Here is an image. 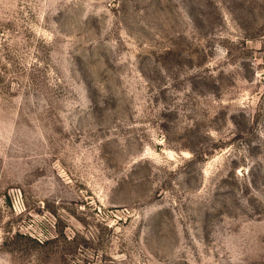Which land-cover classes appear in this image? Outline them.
<instances>
[{
	"label": "rangeland",
	"instance_id": "rangeland-1",
	"mask_svg": "<svg viewBox=\"0 0 264 264\" xmlns=\"http://www.w3.org/2000/svg\"><path fill=\"white\" fill-rule=\"evenodd\" d=\"M0 264H264V0H0Z\"/></svg>",
	"mask_w": 264,
	"mask_h": 264
}]
</instances>
